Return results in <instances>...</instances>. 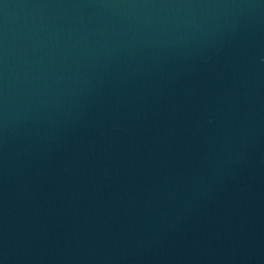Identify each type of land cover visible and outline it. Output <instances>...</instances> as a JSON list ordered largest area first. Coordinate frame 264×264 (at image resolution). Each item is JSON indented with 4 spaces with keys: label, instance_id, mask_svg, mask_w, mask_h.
<instances>
[{
    "label": "water",
    "instance_id": "95a60500",
    "mask_svg": "<svg viewBox=\"0 0 264 264\" xmlns=\"http://www.w3.org/2000/svg\"><path fill=\"white\" fill-rule=\"evenodd\" d=\"M0 264H264V0H0Z\"/></svg>",
    "mask_w": 264,
    "mask_h": 264
}]
</instances>
